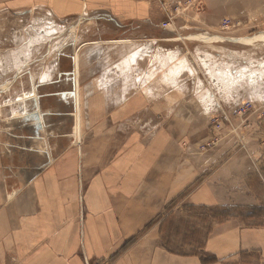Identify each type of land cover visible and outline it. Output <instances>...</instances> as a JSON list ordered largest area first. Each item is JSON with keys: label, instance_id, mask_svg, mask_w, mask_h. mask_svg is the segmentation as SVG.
<instances>
[{"label": "crops", "instance_id": "crops-1", "mask_svg": "<svg viewBox=\"0 0 264 264\" xmlns=\"http://www.w3.org/2000/svg\"><path fill=\"white\" fill-rule=\"evenodd\" d=\"M53 1L58 18L104 12L116 28L127 31L151 14L147 5L131 0ZM32 3L36 0H0V11ZM151 38L99 39L77 46L79 64L89 61V68L91 63L100 67L91 71L93 76L104 74L103 85H89L94 109L104 110L105 116L87 119V132L77 128L80 149L53 155V163L30 183L25 175L11 178L5 166L9 161L0 160V264H264V211L234 213L264 207V118L247 119L253 129L247 134L248 154L226 139L215 150L198 153L210 111L230 110L239 102H215L217 96L208 90L185 86L179 80L182 71L174 74L172 68L158 71L167 78L165 87L146 84L127 97L139 79L148 78V64L153 69L159 65L161 51L168 64L177 59L171 52L177 46L181 52L176 57L190 56V39ZM150 42L155 45L145 54L143 45ZM101 61L107 67L102 69ZM82 72L77 69L76 75ZM223 93L238 98L240 92ZM247 97L256 99L254 91ZM250 157L261 166L260 174ZM81 205L82 234L77 222ZM221 208L231 209V217L216 218L210 231L200 224L192 237H185L180 230L182 241L202 239L196 253L164 245L169 219Z\"/></svg>", "mask_w": 264, "mask_h": 264}, {"label": "rangeland", "instance_id": "rangeland-1", "mask_svg": "<svg viewBox=\"0 0 264 264\" xmlns=\"http://www.w3.org/2000/svg\"><path fill=\"white\" fill-rule=\"evenodd\" d=\"M131 1L147 5L151 14L149 21L134 25L128 31L116 28L115 20L104 12L97 15L99 20L96 15L58 18L52 12L53 0H36L28 6L0 11V160L3 163L9 161L5 166L11 178L25 175L26 181L32 182L41 170L53 163V155H61L78 146L80 149L82 143L77 142V128L87 132L91 129L87 119L105 116L104 110L94 109V93L89 85L98 81L103 85L104 74L98 72L93 76L91 71L100 70V67L91 63L89 68V61L81 66L84 62L79 64L75 56L79 43L99 39H190V56L176 57L181 52V46H177L174 52L171 51L172 59H177L168 64L163 58L166 52L161 51L159 65L158 61L154 65L157 72L148 64L149 71L145 67L148 78L139 79L135 89H131L133 94L126 96L134 95L136 89L143 90L146 84L153 88L165 87L167 78L163 79L158 71L170 68L174 74L182 71L179 80L185 86L206 89L217 98L222 96V100L215 98V102H239L232 110L219 108L210 111V115L202 111L209 116L202 137L204 142L197 146V152L215 150L226 139L228 144L231 142L248 154L246 139L249 138L248 130L253 129L247 119L254 116L257 122L264 118V68L256 67V62L264 63V0ZM40 2L43 6H39ZM168 15L172 17L171 26L164 29L162 25L168 21ZM225 19H229L228 27L223 24ZM133 28L138 29L132 31ZM154 45V42L143 45V52H151ZM199 55H203L207 62H203ZM101 65L102 69L107 67L103 61ZM83 68L84 72L78 77L77 69ZM234 89L240 92L238 98H233L232 94L226 97L223 93ZM249 89L254 91L255 100L247 97ZM99 101L98 98L96 103ZM79 155L82 156L81 151ZM23 162L27 163L24 168L17 167ZM249 162L260 174L261 166L256 158L250 157ZM80 209L77 222L82 234V205ZM250 209H235L234 213L249 215ZM256 209L264 211V207ZM224 211L233 212L227 208L209 212L201 210L190 220L181 216L169 219L164 245L172 251L196 253L202 239L182 241L184 235L180 230L186 232L185 237H192L195 226L200 224L210 231L213 220L221 219Z\"/></svg>", "mask_w": 264, "mask_h": 264}, {"label": "trees", "instance_id": "trees-1", "mask_svg": "<svg viewBox=\"0 0 264 264\" xmlns=\"http://www.w3.org/2000/svg\"><path fill=\"white\" fill-rule=\"evenodd\" d=\"M250 210L251 211L249 212L248 216H254V215L260 213V211H261L260 209H256V208H252ZM230 216H231V214L228 211H224L220 217L227 219Z\"/></svg>", "mask_w": 264, "mask_h": 264}, {"label": "built area", "instance_id": "built-area-1", "mask_svg": "<svg viewBox=\"0 0 264 264\" xmlns=\"http://www.w3.org/2000/svg\"><path fill=\"white\" fill-rule=\"evenodd\" d=\"M168 16H169V15H168ZM169 21H172V17H171V16H169V17H168V21H167V22H164V24L162 25V27H163L164 29H167V27L169 28V27L171 26V23H170ZM223 24H224L226 27H228V26H229V19H225L224 22H223Z\"/></svg>", "mask_w": 264, "mask_h": 264}]
</instances>
